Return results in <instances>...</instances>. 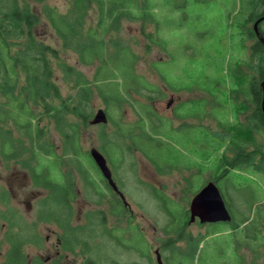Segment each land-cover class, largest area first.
I'll return each instance as SVG.
<instances>
[{"label":"rangeland","instance_id":"374dc122","mask_svg":"<svg viewBox=\"0 0 264 264\" xmlns=\"http://www.w3.org/2000/svg\"><path fill=\"white\" fill-rule=\"evenodd\" d=\"M20 5L39 19L33 29L36 40L57 53V58L51 56L48 60L52 82L62 99L78 101V89L60 70L62 63L79 72L89 84V100L81 101L88 117L86 125L73 115L66 119L78 124L81 152L89 156V151L96 149L105 157L113 182L127 205L121 206L120 196H109L91 160L85 168L104 196L92 191L79 170L66 163L70 157L62 155L63 141L55 121L44 117L39 121L42 110L34 108L37 115L31 122L39 121L37 125L45 132L40 141L53 147L57 159L66 156L62 161L47 162L48 171L52 175L56 172L52 176L56 186L62 179L68 180L57 174L56 163L60 164V172L71 173L74 185L68 202L73 193L75 200L72 211L64 209L54 184L52 191L35 185L19 162H5L0 155V226L4 225L0 227V250L8 252L7 235L10 231L14 239L11 232L17 228L19 239L25 240L26 264H47L45 260L54 253L56 239L63 234L53 220L65 222L72 215L69 224L83 227L76 235L88 243L92 249L89 257L99 264H111V260L114 264H157L155 251L163 264L225 263L222 255L229 248L226 242L230 223L202 225L197 219L188 223L189 205L194 195L213 181L235 224L249 217L246 226H254L258 211L264 206V172L244 160L251 152L252 161L264 169V132L252 129L256 123L250 120L254 108L248 96L250 81L259 80V67L264 66L260 54L252 55V47L257 44L253 25L264 12V0H134L129 8L131 16L123 18L118 29L109 26L108 20L103 23L97 5L91 3L83 33L92 31L105 47L99 50L105 64L94 60L91 65L81 64L76 53L63 47L43 15L44 6L66 13L72 0H44L42 4L20 0ZM260 31L264 34V23ZM101 67L99 84H95ZM126 76H130L129 81ZM23 79L21 75L19 84H23ZM6 101L0 96L1 105ZM98 110L106 114L108 122L104 128L103 124H90ZM10 112L14 114V110ZM236 125L249 129L252 141L244 142L239 163L230 167L227 162L237 150ZM16 126L9 113L5 114L2 128L11 132L16 146L28 150V136ZM102 133L113 144L99 149ZM122 133L125 136L118 137ZM239 137L244 139L245 134ZM225 169L228 172L223 175ZM215 177H219L217 181ZM99 211L100 216L107 215L103 219L107 226L103 227H114L113 234L121 244L103 232ZM52 213H57L56 219L48 216ZM262 215L264 236V211ZM180 231L182 237L190 235L195 239L208 232L222 234L206 238L199 246L205 247L198 259L190 261L177 255L189 250L187 241L178 239ZM30 234H36L37 239L30 241ZM69 235L74 236L71 232ZM169 241L171 244L166 245ZM95 250L99 251L98 256ZM240 253L245 264H250L251 251L243 246ZM263 259L261 255L259 262ZM77 260L76 256H69L64 262L77 264Z\"/></svg>","mask_w":264,"mask_h":264},{"label":"trees","instance_id":"16d2710c","mask_svg":"<svg viewBox=\"0 0 264 264\" xmlns=\"http://www.w3.org/2000/svg\"><path fill=\"white\" fill-rule=\"evenodd\" d=\"M33 1L38 4L44 2V0ZM91 3L97 5L103 23H106L108 20L109 26L118 29L120 21L127 16H131L129 15V8L134 5V0H72V5L66 13H60L55 8L48 6L43 7V15L47 23L61 41L63 47L76 53L79 62L83 65H91L94 60H97L100 64L104 63L103 54L99 51L100 49H105L102 41L92 31H88L87 34L83 33L86 12L91 6ZM147 16L146 14L145 17ZM38 24V17L29 12L27 8L21 6L20 0H0V96L7 99L6 104H0V155L5 162H19L23 168L28 170L35 185L51 190L50 187L54 184L56 187L55 191H58L61 195V203H63L64 209L72 211V201L68 202L71 196L69 190L74 185L71 173L60 172V164L56 163L54 166L60 178L68 177L67 181L62 179V182L56 186L55 183L57 181L52 179V176L56 172L52 175L48 171L49 166L46 165L47 162L62 161L61 159L66 156H61L57 159L58 157L53 147L47 144V142L40 141L42 138L44 139L45 132L37 124L41 117L55 121V128L63 141L62 155H69L70 157L67 158L66 161L69 162L66 163L68 165H74L87 181L92 191L97 196H100L95 181L89 177V171L85 168L88 161L89 163H92V161L86 153L80 151L78 124L68 123L66 119L68 115H73L79 117L81 122L86 125L88 117L84 113L81 101L89 100L91 89L89 88V84L86 83L85 78L79 72L62 63L60 70L66 78L69 77L72 79L73 86L78 89V101H75L74 98L62 99L58 87L52 82V71L48 60L51 56L57 58V53L46 44L36 40L33 29ZM125 50L129 53V50ZM262 53H264V47L261 44L252 47V55L255 57L260 54L261 62L264 61ZM101 70L102 67L96 73L95 84H99L100 80L97 77ZM131 72L135 77L133 68ZM21 75L24 76L23 84H19L18 82ZM129 77L126 76L125 80L129 81ZM262 82H264V66L259 67V80L250 81L248 94L249 101L254 108L250 120L256 123L252 129L255 130L257 128L261 132H264V113L261 108L263 97L260 86ZM135 84L138 86L139 82L135 81ZM105 99L108 101L107 98ZM73 102L75 106L71 105ZM4 105L7 108H3ZM34 108H40L42 110V114L39 115V121L36 123L31 122V120L35 119L34 116L37 115L33 110ZM10 110H14V114ZM7 113L14 119V124L15 126L17 125L18 130L28 136L30 144L28 150L22 145L16 146L14 141H12L11 132L2 128L3 119ZM101 127L104 128V124ZM234 130L237 132L234 135V146L237 150L230 163L227 162L228 165H231L230 167L236 162L239 163L240 154L244 149L242 147L244 146V142L249 144L252 141L249 129L242 130L241 125H236ZM240 134H245L244 139L239 137ZM119 136L124 137L125 134L122 133ZM100 138L102 146L99 149H103L111 143L113 144L108 136L103 133L100 134ZM114 143L116 144V142ZM26 154H28L27 157H25ZM251 155L253 153L249 152L244 156L245 163L264 172L263 168L252 161ZM156 168L159 172V168L157 166ZM91 169L89 168V170ZM227 172L228 169H225L223 175H226ZM218 178L215 177V180L217 181ZM74 197L75 193H73V199ZM261 205L263 204L260 203L259 206ZM262 208L264 209V206L260 207L258 215L256 216L257 221L254 226H249L253 227L250 230L246 226L249 225L247 224L250 222L249 217L245 218L240 224L233 223L232 217L229 230H227L229 237L226 243H228L229 248L227 251H223L222 261L225 262L223 264H245L244 256L240 253L243 246H246L251 251L252 258L250 264H264V259L261 263L259 262L261 255H264V236L261 234L263 227V221H261L263 220V215L261 216V211H264ZM56 215L57 213L48 214L53 219H56ZM66 224L69 227V224ZM241 225L243 226L240 227ZM216 233L208 232L207 236L195 239L190 235L182 237L183 233L180 231L178 233V239H185L189 250L185 253L179 252L177 255L182 259L186 257L190 261L198 259L200 250L205 247L203 244L199 249L200 244L208 237L222 234L221 231ZM169 244H171L170 241L166 245ZM228 256L231 258L230 260L225 259Z\"/></svg>","mask_w":264,"mask_h":264},{"label":"flooded vegetation","instance_id":"af4514ba","mask_svg":"<svg viewBox=\"0 0 264 264\" xmlns=\"http://www.w3.org/2000/svg\"><path fill=\"white\" fill-rule=\"evenodd\" d=\"M263 16H264V12H262L256 18L255 22ZM262 23H264V20L258 24V36L255 33H254V36L257 39V44H261L264 47V34H262V32L260 31ZM97 171H98V169H97ZM98 173L100 175V171H98ZM100 178L103 181V184L109 190V192H110L109 196L119 197V192L115 191L108 184V182L101 177V175H100ZM101 195H102V197L104 196L100 192V196ZM74 200L75 199L72 200L71 205H72ZM119 200H121V199H119ZM121 204H122L121 206H125L122 201H121ZM101 212L102 211H99V213H97L99 215L98 219L100 221L99 226L103 229V232L108 236V238L110 240L113 239V241H115L117 244H121V242H118L117 238L113 234V231L115 230L114 227H112L111 229L110 228L107 229V228L103 227L104 224L106 225V222H104L103 219H104V217H107V215L102 214V216L105 215L102 218V216H100ZM113 214H115V211H113ZM70 218L71 217H68L65 222L53 220L62 229L63 234L61 233V237L58 236V238L56 239V245L54 246V253L52 255H50L49 257H47L45 262L47 264H65L64 260H67L69 258V256H76V258H78L77 264H99L97 259L93 260L92 258L89 257L90 251L92 249H90L91 247L88 245V243H86L85 241H82L81 238H79L76 235V232H78L80 230V228H83V227H72L69 224ZM100 218H101V220H100ZM62 222L64 223L65 226L67 225L66 223H68L69 227L66 226V228H65V226L62 225ZM0 227L4 228V225H2ZM16 227H18V226H16ZM14 228H15V226H14ZM70 232L74 236L70 237V235H69ZM2 233H0V235L3 236ZM11 233H12V236L14 239L11 238L10 231H9V233H8L9 235H7V236L9 237L10 248L6 254L3 252V250H0V264H26L27 263L26 262L27 255L25 254V251H24V244H25L24 241L25 240L19 239V236H18L19 233H18L17 228H16L15 232H11ZM52 234H53V236H55L54 232H52ZM33 235H31L30 241H32L34 238L37 239V235L36 234H33ZM46 239L48 240L49 236ZM2 242L3 241L0 240V244ZM31 244H33V243H31ZM124 247L127 249V246H124ZM96 254L98 256L99 251H96ZM111 264H114V262L112 260H111Z\"/></svg>","mask_w":264,"mask_h":264},{"label":"water","instance_id":"95a60500","mask_svg":"<svg viewBox=\"0 0 264 264\" xmlns=\"http://www.w3.org/2000/svg\"><path fill=\"white\" fill-rule=\"evenodd\" d=\"M264 20V16L258 19L253 25V31L258 36V24ZM262 88V111L264 113V82L260 84ZM108 122L106 114L103 110H98L91 120V125L106 124ZM90 157L94 161L97 168L100 170L102 177L108 182V184L118 192V189L113 182L110 170L107 167L104 156L96 149L89 151ZM119 196L125 205L123 195L119 192ZM198 220L200 224H214V223H230L231 215L225 205V202L220 194L219 189L213 182H208L204 185L191 199L189 205V221L193 223ZM156 262L157 264H163L160 255L157 251Z\"/></svg>","mask_w":264,"mask_h":264}]
</instances>
